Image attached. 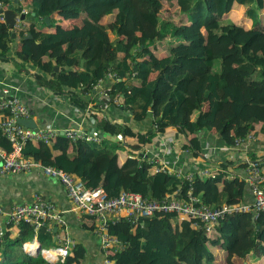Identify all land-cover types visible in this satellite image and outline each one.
<instances>
[{
  "label": "trees",
  "instance_id": "16d2710c",
  "mask_svg": "<svg viewBox=\"0 0 264 264\" xmlns=\"http://www.w3.org/2000/svg\"><path fill=\"white\" fill-rule=\"evenodd\" d=\"M4 2L18 13L31 9L28 18H39L44 30L27 24V30L15 34L20 42L14 48V33L0 23L2 61L50 73V80L36 79L92 115L97 110L89 108L92 101L83 97L100 88L110 96L109 102L101 100L103 105L117 101L134 122L153 121L143 135L125 124L94 116L100 142H73L58 134L49 144H28L26 158L75 175L88 190L102 188L110 199L130 192L156 201L187 200L191 194L215 208L243 203L249 187L236 175L215 172L187 180L170 168L158 171L146 154L133 159L130 153L139 152L171 128L186 134L217 133L230 146L238 140L248 142L250 137L264 139V24L258 18L264 15V0H31L30 6ZM165 2L175 19L161 13ZM239 7L246 8L250 26L247 20L233 19ZM104 18H108L106 24ZM107 135H122L138 144L112 143L105 140ZM7 143L0 134V145L11 151ZM246 167L243 163L238 169L244 172ZM38 197L46 200L37 195L33 202L12 208L34 204ZM177 220L176 215L158 213L135 226L123 219L112 225L109 233L122 243L112 258L114 264L264 260V213L258 219L252 213L234 214L211 234L187 220ZM91 229L95 231V222ZM55 230L49 231L47 225L40 229L41 250L57 246L61 232ZM5 231L0 239V264L85 262L86 250L79 244L64 262L49 263L41 252L37 257L29 255L24 245L33 244L35 233L25 222L6 224ZM211 246L221 247L227 262L220 261Z\"/></svg>",
  "mask_w": 264,
  "mask_h": 264
},
{
  "label": "built area",
  "instance_id": "2783aa9c",
  "mask_svg": "<svg viewBox=\"0 0 264 264\" xmlns=\"http://www.w3.org/2000/svg\"><path fill=\"white\" fill-rule=\"evenodd\" d=\"M11 8H13L12 5L0 0V23L7 25L4 13ZM21 14L27 15L25 11ZM24 30H27V26L20 18H17L12 32L16 34ZM4 93L5 97L0 99V134L10 144L11 151H7L0 145L2 164L0 175L27 174L40 168L45 177L59 180L73 211L80 216L92 218L96 223L94 233L99 238L101 249L106 256L104 264H114L112 258L122 249V243L109 233L110 227L121 219L135 226L142 219L158 213L173 214L191 222L194 228L211 234L217 230L223 220L234 214L252 213L254 219H258L264 213V160L263 158L251 159L249 156L245 157L242 164L247 165L244 169L245 182L254 197L252 204H223L215 208L204 204L200 198L193 197L191 194L187 200L165 198L162 201H156L130 192H123L118 198L110 199L102 188L88 190L83 181L75 175L51 166L45 167L39 161L26 158L24 150L28 144L40 142L49 144L60 133L51 127L30 129L21 125L20 120L31 119L30 109L17 94H11L8 90H5ZM101 96L102 100L110 101V96L105 89L101 91ZM63 135L73 142L77 140L100 142L99 131L88 132L82 129H73L65 131ZM124 138L122 135L117 136V140L120 142H123ZM253 139L250 137L249 141ZM248 142L238 140L234 147L241 149L248 145ZM131 158L134 159V156ZM151 163H155V161L152 160ZM167 169V164H164L159 167L158 171L165 172ZM175 171L179 178L187 180L194 178V176H183L181 169L176 168ZM199 174L201 177L212 176L208 171H202ZM22 222L29 224L35 233L33 244L24 245V250L27 253L36 252L41 246L38 234L43 226L47 225L49 231L57 228V233L61 232L57 235L58 247L50 249L57 252L56 256L47 257L46 253L50 250H41L42 256L49 263L64 262L72 249L77 246V242L68 235V225L64 213L41 197H38L34 204L15 206L12 210L10 209V212L0 207V239L5 235L6 224L17 226Z\"/></svg>",
  "mask_w": 264,
  "mask_h": 264
},
{
  "label": "crops",
  "instance_id": "0c3cea01",
  "mask_svg": "<svg viewBox=\"0 0 264 264\" xmlns=\"http://www.w3.org/2000/svg\"><path fill=\"white\" fill-rule=\"evenodd\" d=\"M20 2L27 6L32 3L31 0H21ZM25 12L28 15L31 13V9H27ZM40 21L39 18H28L27 16L24 25L35 24L37 30L41 31L44 30V27L41 28ZM13 40L15 48L20 39L16 37ZM59 70L61 69H56V71ZM38 76L43 82L51 78L48 72L42 73L29 65L23 69L19 64L0 59V99L5 97V90L20 96L30 109L31 119L35 121L38 128L51 127L60 135L73 129H82L88 132L99 131L95 117L99 121H102L101 117H103L111 123L125 124L131 127L135 133L143 135L149 132L153 126L151 119H146L141 123L134 122L131 115H127L119 108V103L103 105L100 88H96L92 96L83 97L86 102L92 101L89 108L97 110L94 112L96 115H92L74 105L69 96L56 95L42 86L41 82L36 79ZM253 138L248 142V145L236 149L234 146L228 145L217 133L186 134L177 128H171L149 144L142 146L139 152H134L130 156L140 157L146 154L150 160L155 161L156 166L167 164L172 172L176 168L181 169L183 176L201 177L199 173L202 171H208L211 174L219 172L225 173L229 177L236 175L238 180L245 182V173L238 169L245 157L254 156L255 159L263 158L264 160V139L261 136ZM105 140L112 143L120 142L114 136L109 135L105 137ZM127 142L133 145L138 144L137 140L130 139L129 141L126 137L121 143ZM37 195L43 196L64 213L68 225V235L86 250L84 264H104L106 256L101 249L99 238L91 229L94 221L73 211L66 192L58 180L45 177L40 170H34L27 174L0 175V204L7 212H10L15 204L33 202ZM243 198L244 204H252L254 201L250 189L245 190ZM177 221L186 220L178 218ZM211 248L218 259H222L223 263L227 262V254L221 247L211 246ZM258 263L252 262L251 264Z\"/></svg>",
  "mask_w": 264,
  "mask_h": 264
},
{
  "label": "water",
  "instance_id": "95a60500",
  "mask_svg": "<svg viewBox=\"0 0 264 264\" xmlns=\"http://www.w3.org/2000/svg\"><path fill=\"white\" fill-rule=\"evenodd\" d=\"M20 1L21 0H15V4L16 5H19L20 4ZM5 18H6V24L9 28V30L13 31L14 30V27H15V24H16V19L17 18H20V20H22L23 22L26 21V16L25 15H20V13H18L17 11H15L13 8L7 10L5 13ZM48 25H49V18H46L45 20ZM13 38H16V35H15V32H13ZM28 39H32V36L30 35L28 37ZM58 69V68H57ZM124 100L121 99V103H123ZM20 124L23 125L24 127L26 128H30V129H37L38 128V125L35 123V121L33 119H28V120H20ZM62 135V134H61ZM0 164H1V161H0ZM0 171H1V168H2V164L0 165ZM57 230H55L56 232ZM41 252V247L39 246L37 251L33 254L31 253L32 256L34 257H37Z\"/></svg>",
  "mask_w": 264,
  "mask_h": 264
},
{
  "label": "rangeland",
  "instance_id": "374dc122",
  "mask_svg": "<svg viewBox=\"0 0 264 264\" xmlns=\"http://www.w3.org/2000/svg\"><path fill=\"white\" fill-rule=\"evenodd\" d=\"M170 9H171V5H170L169 3H167V2H165L164 5H163V9H162L161 13H162V14H167L170 18L175 19V18L173 17V14L171 13ZM245 10H246V8H244V7H239V8H236V9L234 10V12H233V19L236 20L237 23H244V22H246L247 19H246V15H245ZM262 14H263V13H262ZM168 16L165 15L166 18H167ZM111 18H112V17H111ZM258 18H259V19L262 18V22H263V24H264V16L261 17V14H259ZM107 21H108V18H104V20L102 21V23H103V24H106ZM247 25L250 26V21H248V20H247ZM129 153H130V152H129ZM130 154H132V152H131ZM57 247H58V246H54V245L52 244V245H49V248H47V250H49V249H56ZM31 253L34 254L35 251H33V252H29L28 254L31 255ZM31 256H32V255H31ZM219 260L222 261V259H219ZM251 260H252V262H254V263H258V262L260 261L258 264H264V260H263V259H260V258H258V257H254V258H252ZM223 261H224V260H223Z\"/></svg>",
  "mask_w": 264,
  "mask_h": 264
},
{
  "label": "bare ground",
  "instance_id": "6f19581e",
  "mask_svg": "<svg viewBox=\"0 0 264 264\" xmlns=\"http://www.w3.org/2000/svg\"><path fill=\"white\" fill-rule=\"evenodd\" d=\"M47 257H53V256H56L57 255V252L54 251V250H50L46 253Z\"/></svg>",
  "mask_w": 264,
  "mask_h": 264
}]
</instances>
